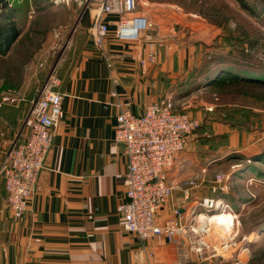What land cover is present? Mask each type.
Instances as JSON below:
<instances>
[{
	"label": "crops",
	"instance_id": "crops-1",
	"mask_svg": "<svg viewBox=\"0 0 264 264\" xmlns=\"http://www.w3.org/2000/svg\"><path fill=\"white\" fill-rule=\"evenodd\" d=\"M137 2L138 12L153 24L149 33L158 42L156 61L146 68L139 63L138 52L146 55L147 41L115 37V14L105 16L112 24L103 50L98 48L89 27L92 8L100 0L90 6L91 13L75 29L58 67L63 117L23 219L13 218L0 176V264H205L186 237L178 242L163 236L144 240L122 228L119 205L126 186L117 175L125 173L127 159L124 144L114 142L120 110L116 104L127 101L134 113H143L150 103L176 95L179 85L203 78L202 42L211 30L178 4ZM62 29L66 33L69 28ZM38 83L40 78L32 80L22 90L24 95L36 96ZM25 111L6 106L0 111L4 132L0 168L11 143L26 138L28 128L21 133ZM187 149L177 155L167 178L180 183L194 180L197 186L188 198L183 187L175 189L157 211L159 223L173 218L177 210L184 214L193 208L203 210L200 203L207 197L212 172L194 147ZM204 158L208 164L221 159Z\"/></svg>",
	"mask_w": 264,
	"mask_h": 264
},
{
	"label": "rangeland",
	"instance_id": "rangeland-1",
	"mask_svg": "<svg viewBox=\"0 0 264 264\" xmlns=\"http://www.w3.org/2000/svg\"><path fill=\"white\" fill-rule=\"evenodd\" d=\"M165 1L195 14L211 29L202 40L205 56L200 69L205 75L179 85L171 97L177 111L199 122L183 151L194 147L198 158L202 155V164L212 172L207 197L200 203L203 210L195 209L199 215L196 221L210 229L201 233L200 242L208 245L198 253L205 264H264V2L245 0L251 13L237 0ZM0 7L1 23L13 17L11 21L20 29L15 44L7 52L0 51V95L10 92L22 97L19 104L4 107L25 111L33 97H26L22 90L38 78L37 86L41 87L53 70L59 75L58 67L72 35L92 7L75 0L68 4L8 0ZM62 27L69 29L65 33ZM215 65L242 73L235 76L260 77V82H215L219 74L206 73ZM8 153L3 154L1 165ZM205 156L221 159L208 164ZM218 174L224 177L219 180ZM206 198L211 200L209 206L203 202ZM217 212L227 213V229L219 219H207Z\"/></svg>",
	"mask_w": 264,
	"mask_h": 264
},
{
	"label": "built area",
	"instance_id": "built-area-1",
	"mask_svg": "<svg viewBox=\"0 0 264 264\" xmlns=\"http://www.w3.org/2000/svg\"><path fill=\"white\" fill-rule=\"evenodd\" d=\"M6 1L0 0V6ZM54 1L68 4L74 0ZM75 1L90 7L96 0ZM95 5L89 32L98 48L103 50L112 24L105 20V16L115 14L118 16L113 23L115 37L135 42L147 41L146 55L138 52L139 63L146 68L148 63L156 61L158 42L149 33L153 24L138 12L137 0H100ZM107 59L111 66L110 57ZM61 83V78L53 70L39 87L23 119L21 133L28 128L26 138L13 141L1 165L0 176L4 180L7 205L14 219L24 218L51 149L55 129L63 117L64 94L59 90ZM112 94L117 95V92L114 90ZM22 100V97L3 92L0 95V111L4 105L19 104ZM116 105L120 110L116 116L114 142L124 144L127 159L125 173L117 175L123 178L126 186L125 200L119 205L123 213L122 228L144 240L163 236L168 241L178 242L186 237L191 240V246L196 245L195 250L201 252L208 244L206 241L200 242V235L202 232L208 233L210 229L196 221L199 215L195 213V208L187 214L177 210L173 218L163 223L156 218L158 209L175 189L183 187L188 198L191 188L197 186L194 180L183 183L168 181L167 170L187 147L190 136L199 127L198 120L177 111L171 97L150 103L143 113L138 114L132 111L130 102L120 100ZM3 135L0 119V136ZM222 177L223 174L217 175L219 180ZM203 202L209 206L211 200L206 198Z\"/></svg>",
	"mask_w": 264,
	"mask_h": 264
},
{
	"label": "trees",
	"instance_id": "trees-1",
	"mask_svg": "<svg viewBox=\"0 0 264 264\" xmlns=\"http://www.w3.org/2000/svg\"><path fill=\"white\" fill-rule=\"evenodd\" d=\"M241 7L243 9H246L249 12H253L250 5L245 1V0H237ZM264 2V0H262ZM8 1H6L5 3H7ZM9 16V15H7ZM4 17V16H3ZM2 17V18H3ZM13 18V17H11ZM11 18H8L7 21H5V23H1L0 21V51L1 52H7L12 43H14L18 36L20 35V29L18 28V25L15 21H11ZM217 65H215L214 67H210L206 70V73L211 75V76H215L217 74H219L218 78H216L215 82H221L224 80H236L238 79L239 81H248V82H260L259 79L260 77L257 76H253L252 77H239V76H235V73L238 75H241L242 73L238 70H233V67L227 66L225 68H217ZM225 76V77H224ZM227 76V77H226ZM251 76V75H249ZM250 78H256V79H250ZM259 78V79H258Z\"/></svg>",
	"mask_w": 264,
	"mask_h": 264
},
{
	"label": "bare ground",
	"instance_id": "bare-ground-1",
	"mask_svg": "<svg viewBox=\"0 0 264 264\" xmlns=\"http://www.w3.org/2000/svg\"><path fill=\"white\" fill-rule=\"evenodd\" d=\"M221 212V211H220ZM220 212H217L218 214H215L214 216H212L211 218H208V219H210V221H212V220H214V219H219V221L221 222V223H223L224 222V224H225V228L227 229L229 226L227 225V218H226V216H227V213L226 212H222V213H220ZM224 231V230H223ZM219 233V232H218ZM217 235V234H216Z\"/></svg>",
	"mask_w": 264,
	"mask_h": 264
}]
</instances>
